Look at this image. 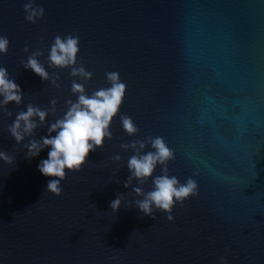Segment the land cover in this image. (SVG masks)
<instances>
[{"label": "water", "instance_id": "1", "mask_svg": "<svg viewBox=\"0 0 264 264\" xmlns=\"http://www.w3.org/2000/svg\"><path fill=\"white\" fill-rule=\"evenodd\" d=\"M26 2L0 0V36L9 40L0 67L24 94L21 105H7L11 117L0 112V151L15 157L13 165L0 161V264H264V0H36L44 16L35 23L25 19ZM69 34L80 41L76 66L93 74L89 95L109 87L113 71L127 90L112 139L67 172L56 197L46 191L52 178L38 170L50 149L27 158L24 145L46 136L77 99L71 84L82 81L47 59L54 38ZM37 49L59 87L23 67ZM53 99L56 114L17 144L7 131L16 114L29 103L50 108ZM120 115L133 119L135 136ZM148 136L174 150L170 176L198 184L172 221L155 209L156 219L143 215L135 207L143 197L124 187L134 153L120 145ZM161 174L158 165L133 187L150 191Z\"/></svg>", "mask_w": 264, "mask_h": 264}, {"label": "clouds", "instance_id": "2", "mask_svg": "<svg viewBox=\"0 0 264 264\" xmlns=\"http://www.w3.org/2000/svg\"><path fill=\"white\" fill-rule=\"evenodd\" d=\"M26 13L25 19L30 23H35L38 18L44 16V8L37 5L36 0H28L24 4ZM79 37L71 34L61 37L57 35L54 43L50 47L48 54V66L51 68H70L71 76L79 78L78 83L74 79L71 84V92L77 97L73 102L66 101L67 111L62 118H57L55 122L47 127V135L40 139H30L24 147L27 149L26 157L33 158L40 152L49 148L48 158L43 159L38 164V170L46 177H51L47 183L46 191L59 197L62 195L61 181L66 179L67 172H79L88 162L89 154L104 146L105 140L112 139L110 126L113 119L120 113V108L124 102L127 85L122 82L117 72H107L106 79L110 86L100 88L89 95L85 84L92 79V73L87 71L81 64L77 67L79 49ZM9 47V40L5 36H0V54H6ZM25 52L29 49L25 47ZM43 52L37 49L32 52L23 67L30 69L43 81H49L59 87L57 81L60 79L59 73L55 77H50L45 66L38 57ZM23 92L14 78H10L7 68L0 67V112L7 116H12V111L7 107L10 102L21 105ZM51 107L44 108L34 106L29 103L26 111H19L7 131L17 144L25 141L26 137H34L36 129L45 125L47 117L51 113L56 114L55 99L50 101ZM38 118V120H37ZM120 122L125 133L135 136L139 128L133 119L128 115H120ZM55 133V135H52ZM151 151H146L147 146ZM125 151L131 150L134 154L127 161V168L130 175L124 182L125 188H132L138 197L135 207L145 216L156 219L155 211L167 213L168 221L174 219L171 214L177 203L181 207L184 201L190 197L198 195V184L195 179L189 177L185 183H181L176 176H170L168 162L175 159V153L170 148L162 136H148L144 140H133L131 143L120 145ZM115 162L121 160L120 155L111 157ZM0 161L8 165L15 164V157L0 151ZM161 166L162 174L155 176L152 180L153 188L150 191H143L141 187H133V181L143 185L153 174L157 166ZM120 183L119 180L116 181ZM122 195L117 193L116 199L110 202L113 213L117 212L122 204ZM221 264H227L226 258L221 257Z\"/></svg>", "mask_w": 264, "mask_h": 264}]
</instances>
